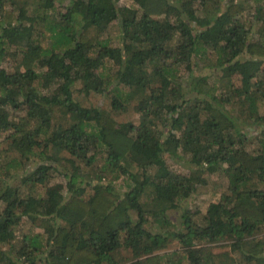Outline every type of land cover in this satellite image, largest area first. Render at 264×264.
<instances>
[{
    "label": "trees",
    "instance_id": "trees-1",
    "mask_svg": "<svg viewBox=\"0 0 264 264\" xmlns=\"http://www.w3.org/2000/svg\"><path fill=\"white\" fill-rule=\"evenodd\" d=\"M118 1L0 0V264H264V0Z\"/></svg>",
    "mask_w": 264,
    "mask_h": 264
},
{
    "label": "rangeland",
    "instance_id": "rangeland-1",
    "mask_svg": "<svg viewBox=\"0 0 264 264\" xmlns=\"http://www.w3.org/2000/svg\"><path fill=\"white\" fill-rule=\"evenodd\" d=\"M117 4L119 7H131L133 5L132 0H120V1H118ZM110 35L111 36L114 35V33L111 30H110ZM99 99L100 98L96 95L90 96L88 105H90V103L92 105L96 104L97 102H99ZM132 117H134V116L131 114V111L129 110L127 113L121 114L120 117L118 118V120H128V119H131ZM60 180H57V182H60ZM225 184H226V181L222 177H219V175H217L216 180L212 181L210 183L209 189H215L216 190V189L224 188ZM201 209H202V207H201ZM25 229L26 228H24V231H25ZM20 234L21 233H19L18 235H20Z\"/></svg>",
    "mask_w": 264,
    "mask_h": 264
}]
</instances>
